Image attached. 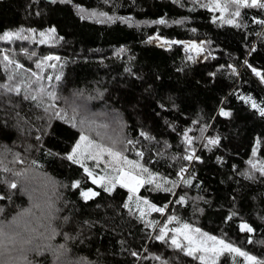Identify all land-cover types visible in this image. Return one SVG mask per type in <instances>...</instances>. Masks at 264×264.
I'll return each mask as SVG.
<instances>
[{
  "label": "trees",
  "instance_id": "16d2710c",
  "mask_svg": "<svg viewBox=\"0 0 264 264\" xmlns=\"http://www.w3.org/2000/svg\"><path fill=\"white\" fill-rule=\"evenodd\" d=\"M209 4L0 0V36L20 32L22 37L0 39V85L20 88L18 94L0 87V149L21 159L37 158L67 183L68 231L80 237L75 249L96 264H201L171 245L172 229L184 223L264 259V175L252 168L264 162L259 111L264 108V24L257 23L264 12L241 8L235 27L220 19L230 18L234 6L222 12ZM152 37L166 43L155 44ZM186 41H204L203 54L188 52L181 43ZM53 91L55 100L48 95ZM49 105L54 107L46 113ZM73 106L82 108L78 119L92 118L87 124L97 142L114 143L148 169L153 183H145L138 196L162 212L142 211L124 187L104 191L64 158L80 133L51 113L71 115ZM108 161L105 156L95 174H102ZM77 180L80 187L73 188ZM89 188L100 194L85 201L79 193ZM0 189L7 191L4 185ZM21 202V195L11 202L6 197L0 207L11 210ZM171 217L176 219L169 223ZM161 227L167 229V243L157 238ZM245 263L232 254L231 264ZM218 264H229L227 253Z\"/></svg>",
  "mask_w": 264,
  "mask_h": 264
},
{
  "label": "snow or ice",
  "instance_id": "6c2138e0",
  "mask_svg": "<svg viewBox=\"0 0 264 264\" xmlns=\"http://www.w3.org/2000/svg\"><path fill=\"white\" fill-rule=\"evenodd\" d=\"M230 5L234 6V11L231 12L230 18L225 19L222 16L220 19L223 22L231 24L235 27L240 26L236 23L235 18L241 16V8H258L264 12V0H227V3L223 5L221 4V0H210V4L205 6L219 9L222 12H227ZM159 23L163 24L165 21L160 20ZM257 23L264 24V20L257 21ZM40 36L42 39L39 41V43H45V40L43 39L45 33L41 32ZM13 38H22L21 33L6 32L0 36V39H4L6 41H11ZM23 39H28V37L24 36ZM190 47L196 48L197 46L190 45ZM44 59L48 61H59L60 57L46 56ZM4 60L8 61V63H12V61L8 60L7 56L4 57ZM50 66L55 67L56 65L52 64ZM17 67L22 68L23 66L17 65ZM37 67H42V65L37 64ZM253 71L256 72V75L258 76L262 75L260 72H257L256 69H253ZM32 75L36 74L33 73ZM48 79L52 78L48 77ZM55 79L59 81L61 77L58 75L55 77ZM0 87L7 88L9 92L15 91L18 94L20 92V88L18 86L14 87L12 85H0ZM48 95L53 100L58 98L55 91L49 93ZM24 98L36 100L35 96L29 97L26 95ZM250 103L253 107H257L255 101H250ZM53 107V105H49V107L45 108L44 111L47 113L49 108ZM80 111H82V108L78 109L76 106H73L71 115L63 110H54L51 113L52 118L64 121L72 128H76L80 133L79 139L74 140L73 146L64 158L68 161H71L72 164L79 165L87 177L91 179L92 184L98 185L99 187L103 188L104 191L111 193L115 189L116 185L119 184L120 187L128 188V191L133 193L135 198L139 200L140 197L136 196L139 188L145 183L152 184L154 177L147 168L143 167L136 161L129 160L126 156H124L123 150H117L114 143L105 144L103 142H97V139L91 135L92 129L90 126H88L87 120L78 119ZM259 111L260 114L264 116V108H260ZM223 115L227 116L229 113H223ZM36 140L39 142L42 140V137L37 136ZM186 140L187 143L191 144L190 138L186 137ZM208 143L216 144L218 141L210 140ZM137 155H142V153H138ZM105 156L109 157L110 161H108L104 169H101L102 174H95L94 168L100 167V164ZM185 158L192 159L193 157L189 156ZM16 161L20 164L24 163V160L19 157H16ZM86 161L94 162V167L90 168ZM32 163L38 168H43V165L36 160H33ZM109 168L111 169V172H109ZM252 168L257 169L261 175H264V162H262L259 166L255 163H252ZM143 173L148 174L149 178L147 180L144 179L142 175ZM3 174H7V176ZM19 175L20 173L9 174V170L7 168L0 169V185L6 186L7 189V191L0 189V192H3V194H0V202H4L6 197L7 201L11 202L13 196L26 194L25 190L18 189L15 177ZM79 187L80 181L77 180L73 184V188ZM156 187L159 188L160 185H157ZM79 194L85 201H87L95 196H98L100 193L89 188L87 191H81ZM143 202L145 204L148 203L146 200ZM125 207H128V205H125ZM152 207L154 208V206ZM29 210L30 209H25L24 211L27 212ZM154 210L161 212L163 211L162 208H154ZM3 211L4 207H0V213ZM141 216H143V212H141ZM175 219L176 217H171L169 218L168 222L171 223ZM241 228L247 232L253 231V229L247 224H242ZM172 231L175 233V235L171 237V245L177 250L182 251L185 256L192 257L194 260H199L201 264H209V261H211V264H218V257L223 253L228 254L229 264H231L232 261V254H235L238 257H243L244 260L247 261V264H264V259H258L256 256L250 255L246 251H242L241 248L234 247L232 243H225L223 239H217L215 236L208 235L207 233L202 232L200 228H193L188 223H184L182 227L174 228ZM166 235V227H161L159 229L157 238L167 243L165 240ZM179 237H183V241H185V243H182ZM132 255L135 256L137 253H132Z\"/></svg>",
  "mask_w": 264,
  "mask_h": 264
},
{
  "label": "clouds",
  "instance_id": "9594fccd",
  "mask_svg": "<svg viewBox=\"0 0 264 264\" xmlns=\"http://www.w3.org/2000/svg\"><path fill=\"white\" fill-rule=\"evenodd\" d=\"M16 161L10 149H0V169L15 177L24 202L0 213V264H96L93 257L78 252L69 233L72 216L66 211L67 183L46 168L36 167L37 158ZM25 209H30L25 212Z\"/></svg>",
  "mask_w": 264,
  "mask_h": 264
},
{
  "label": "rangeland",
  "instance_id": "374dc122",
  "mask_svg": "<svg viewBox=\"0 0 264 264\" xmlns=\"http://www.w3.org/2000/svg\"><path fill=\"white\" fill-rule=\"evenodd\" d=\"M152 39H153L154 43H155V44H158V45H163V44L166 43L164 40H162L161 38H158V37H152ZM181 43L183 44V46L185 47V49H186L188 52H190V53L196 55L198 58L203 54V47H202V44H200V42L186 41V42H181ZM198 44H199V45H198ZM190 45H196L197 47H196V48H191ZM198 46H199V47H198ZM36 87H37V90H41V89L39 88L38 85H36ZM87 106H88V103H86V107H87ZM85 112H86V111H85ZM86 114H87V112H86ZM85 119L87 120V123H88V122H90V123L93 122V121H92V118H90V116H85ZM111 121L113 122L114 119L111 118ZM117 185L120 186L119 184H117ZM124 188H126V187H124ZM140 188H141V187H140ZM140 188H139V190H140ZM126 189L128 190V188H126ZM139 190H138V192L136 193V196H138ZM130 194L132 195L133 198L135 197V196L133 195V193L130 192ZM139 201H140V203H136V206H137L139 209H141L142 211L145 210V209H147V208H149V209H153V207H152L153 205H152V204H149V203L145 204L144 202L141 203V200H140V199H139ZM209 263L211 264V261H209ZM245 264H247V261H246Z\"/></svg>",
  "mask_w": 264,
  "mask_h": 264
},
{
  "label": "water",
  "instance_id": "95a60500",
  "mask_svg": "<svg viewBox=\"0 0 264 264\" xmlns=\"http://www.w3.org/2000/svg\"><path fill=\"white\" fill-rule=\"evenodd\" d=\"M203 43H204V41H201V42H200V44H203Z\"/></svg>",
  "mask_w": 264,
  "mask_h": 264
},
{
  "label": "bare ground",
  "instance_id": "6f19581e",
  "mask_svg": "<svg viewBox=\"0 0 264 264\" xmlns=\"http://www.w3.org/2000/svg\"><path fill=\"white\" fill-rule=\"evenodd\" d=\"M199 45V44H198ZM199 47V46H198ZM192 48V47H191Z\"/></svg>",
  "mask_w": 264,
  "mask_h": 264
}]
</instances>
